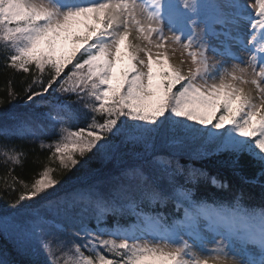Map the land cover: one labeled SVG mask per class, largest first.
<instances>
[{"label":"snow or ice","instance_id":"6c2138e0","mask_svg":"<svg viewBox=\"0 0 264 264\" xmlns=\"http://www.w3.org/2000/svg\"><path fill=\"white\" fill-rule=\"evenodd\" d=\"M73 22L84 23L89 34L77 37L81 46L65 71V64L52 53L57 42L71 32ZM133 33L148 46L128 39ZM210 37L216 39L215 45ZM126 39L127 68L114 86L113 69ZM166 43L186 51L194 70L184 74L171 63V72L165 70ZM0 46L6 67L28 73V65L34 64L40 72L49 66L46 80L34 75L24 89V105L48 108L40 116L52 122L45 125L30 113H10L8 119L14 123L0 126V136L39 140L49 158L59 154L64 170L57 179L44 166L25 182L12 175L14 168H8L0 178L5 191L15 193L11 210L0 214V234H15L22 253L35 257L43 249L47 264H264V207H246L239 197L231 204H209L193 199L191 188L174 187L172 195L185 202L177 203L178 209L184 207L182 218L168 222L163 214L136 211L145 198L161 204L172 198L160 179L163 174L168 184H176L175 176L185 168L178 159L173 168L171 158L154 156L150 167L161 160L164 165L151 172L143 165L122 168L118 183L107 195L99 190V181L79 186L84 184L81 169L91 159L121 160V149L129 145L150 152L165 132L169 146L182 145L187 134L203 132L215 141L217 150L235 153L237 158L248 152L264 162V0L251 4L242 0H0ZM234 47L245 55H238ZM209 51L224 59L210 64ZM229 60L230 67L226 66ZM154 64L161 65L156 73ZM156 76L160 79L154 83ZM249 84L255 87L256 96L245 91L243 86ZM52 93H75L87 112H73L68 103L54 105L46 97ZM8 97L11 102L19 94L9 89ZM218 110L222 111L217 117ZM80 119H86L82 127ZM189 121L211 127L197 128ZM220 129L225 131H213ZM0 154L5 166L20 165L25 156L23 149L8 143L0 144ZM77 165L80 175L61 183ZM197 171H188L187 179L193 184ZM133 180L138 181L135 187L140 200L129 194ZM212 182L216 183L215 178ZM121 200L129 203L123 205ZM125 207L137 217L134 228L119 222ZM108 215L117 216L111 226L106 223ZM51 228L71 229L75 239L62 238ZM144 233L153 239H146ZM207 235L213 237L211 247ZM249 245L256 248V254L249 252Z\"/></svg>","mask_w":264,"mask_h":264},{"label":"trees","instance_id":"16d2710c","mask_svg":"<svg viewBox=\"0 0 264 264\" xmlns=\"http://www.w3.org/2000/svg\"><path fill=\"white\" fill-rule=\"evenodd\" d=\"M28 67V73H24L18 68L6 67L5 52L2 46H0V100L5 101V103L0 104V126L14 123V121L8 119L10 113H30L35 120H42L45 125L52 123L50 120L40 116L41 113L48 112V108H37L35 106L25 107L24 105V89L32 83L33 76L42 77L46 80L50 68L46 64L44 72H40L35 68L34 64L28 65ZM69 67L71 65L65 71ZM113 71L115 73V70ZM119 79L116 76L114 77L112 81L114 86ZM33 87H36V85H33ZM9 89L18 93L19 98L7 102L9 99ZM77 91H80L79 87H77ZM46 97L54 105L70 104L73 112L77 110L87 112L84 109L83 100L77 97L75 93H52V95L46 94ZM221 111L218 110L215 115L218 117ZM85 123L86 119H80L78 121V125L81 127ZM188 123L195 124L199 128V124L195 121H189ZM55 127L59 128L60 125L56 124ZM72 127L75 128L76 124L74 123ZM225 129L220 131H225ZM51 135L54 136L55 133ZM168 135L169 133H162L157 138L155 147L147 153L139 145L134 148L132 145H129L127 148L121 149L124 153L121 160L100 161L93 158L89 161V165L85 169H81V173H84V175L77 173L76 169L80 167L77 165L71 171L66 172L61 183L80 175V179L84 181V184L79 186L83 187L86 184L99 181V190L107 195L110 193L111 188L118 183L117 178L122 168L132 165H143L146 172H151L152 168L161 169L164 165V160L153 162L151 167L148 163L153 161L154 156H159L164 159L171 158L173 160V168L175 167V160L177 159L180 165L185 166L184 172L175 176V185L168 184L166 176L162 174L160 184L167 189L169 195H172L174 187L191 188L193 190V199L204 200L209 204L217 202L231 204L239 197L240 202L246 207H264V162L248 152L240 153L237 158L235 153L217 150L215 141L203 132L194 135L187 134L184 143L179 146H169L167 144ZM2 143H8L23 149L25 156L22 157V164H9L5 166L3 163L4 157L0 154V178L7 175L8 168H14L13 176L25 182H30L35 173L42 170L44 166H47L53 170L51 175L60 179L61 173L64 170L60 167L59 154L56 157L49 158V151L47 148L41 149L39 140L21 139L15 135L6 140L4 136H0V144ZM89 156H91V153H89ZM189 169L198 170L194 184L191 180L187 179ZM213 178L217 180V183L212 182ZM131 183L133 184V189L129 194L136 200H140V191L135 187L138 181L133 180ZM16 187H19V184ZM14 197L15 193L9 195L5 191L3 180L0 179V214L11 210L10 201ZM178 200L182 199L178 195H172L171 199L161 204L160 202H150L145 198L140 204V208L136 209V211L142 209L146 214H163L164 217L168 218V222H171L173 217L182 218L184 215V207L177 208ZM119 203L127 205L129 201L121 200ZM116 220L117 216L115 215H108L106 217V223L109 226ZM119 222L121 225L132 228L137 223V217L131 208L125 207L124 213L119 216ZM89 225L95 227V222L89 220ZM50 231L65 239L70 238L72 232L71 229L60 232L55 228H51ZM19 244L20 240L15 234L11 232L0 234V255L7 256V260L9 258L8 262L12 264H33V261H36L37 264H47L49 259L47 255H42L40 252L38 256L33 257L30 254L22 253L18 248Z\"/></svg>","mask_w":264,"mask_h":264},{"label":"rangeland","instance_id":"374dc122","mask_svg":"<svg viewBox=\"0 0 264 264\" xmlns=\"http://www.w3.org/2000/svg\"><path fill=\"white\" fill-rule=\"evenodd\" d=\"M243 3H247V4H251V3H254L255 0H242ZM246 12H249L250 10L246 9L245 10ZM89 24L91 23H94L93 21L89 20L88 21ZM219 26H217L218 28ZM244 28H245V31L247 30V25H244ZM87 34H89V29L87 28V26L84 24V23H78V22H73V27H72V30L71 32L67 33L64 37H62L56 44L55 46V51L52 53V55H54L56 57V59L58 60V62L62 63V64H65V69L68 67V60L69 59H72L73 62L75 61V57H73V44L79 40L77 39V37H84L86 36ZM135 39H136V34L133 33ZM211 43L212 44H216L217 41L215 38H212L210 37L209 38ZM221 39H223V37H221ZM134 44H139L141 47H147V42L144 41L142 38L135 41ZM126 45H127V39L125 41H122L121 43V56L120 58L117 60V63H116V66L113 70H115V73H116V78H120L121 77V73L127 68V64H128V59H127V48H126ZM42 48H45L44 45H41ZM165 48L168 49V52H167V55H168V60H166L164 62V69L171 72V69L168 67V64L171 63L174 67H175V62L177 60V67L178 69H181L183 71L184 74H187L188 71L190 69L194 70L195 66L192 64V61H191V58L187 55V52L184 51L183 49H181L178 45H168L167 43L165 44ZM172 48H176V51L173 52L171 49ZM46 50V49H45ZM153 52H156L157 50L155 48L152 49ZM222 51V49H221ZM233 51H235L238 55L240 56H244V52L243 51H240L238 49V47H234L233 48ZM79 55V54H77ZM141 55H143L141 53ZM208 56H209V62L210 64H216L217 61H221L224 59V57H222L220 54L218 53H213L211 51L208 52ZM231 60H229L228 64L226 66L230 67L231 65ZM120 70H119V69ZM161 68V65H158V64H154L153 65V71L154 73L158 72ZM160 77L159 76H156L155 79H154V83L159 80ZM245 88V91H248V90H251L252 92V95L253 96H256L257 93H256V90H255V87L252 86V85H244L243 86ZM203 91V89H202ZM83 95V94H82ZM257 102H259L257 100ZM236 107V104L235 102L233 103V110L235 109ZM208 113H209V119H212L213 123H215V119H213V113L211 110H208ZM255 119V118H254ZM211 125H207V126H204V125H199V128L203 129V128H210ZM229 125L227 124V121H225V128H228ZM222 130V129H220ZM220 130H213V131H220ZM207 137V136H206ZM136 225H134L132 228H134ZM131 229V228H130ZM138 235H140V233L138 232L137 233ZM144 237L146 239H153V236L149 235L148 233H144L143 234ZM73 239H75L74 237H71ZM105 239H108L110 237L108 236H105L104 237ZM185 238L187 239L188 237L185 236ZM68 239V238H66ZM213 237L211 235H207V240L209 242V247H211V241H212ZM215 239H220V237H216ZM191 242V241H190ZM235 247L236 248H239L240 245L238 243L235 244ZM249 252H251L252 254H256V248L254 246H247ZM42 253V255H47V253L43 250L40 251ZM87 254V253H86ZM109 258H112L111 256H109ZM0 262H3V264H12L11 262L9 263L8 260H7V256H3V255H0ZM209 264H214V262L212 261H209Z\"/></svg>","mask_w":264,"mask_h":264},{"label":"bare ground","instance_id":"6f19581e","mask_svg":"<svg viewBox=\"0 0 264 264\" xmlns=\"http://www.w3.org/2000/svg\"><path fill=\"white\" fill-rule=\"evenodd\" d=\"M88 35V34H87ZM128 39H131L132 40V42L133 43H135V41H136V39H135V37H134V35H132L131 37H129ZM81 40L79 39V40H77L74 44H73V52L77 49V48H79L80 46H81ZM78 54V53H77ZM175 62V67H177L178 65V63H177V60L176 61H174Z\"/></svg>","mask_w":264,"mask_h":264}]
</instances>
